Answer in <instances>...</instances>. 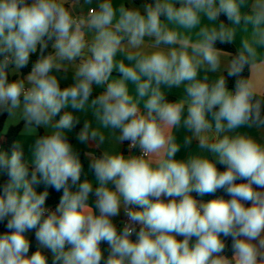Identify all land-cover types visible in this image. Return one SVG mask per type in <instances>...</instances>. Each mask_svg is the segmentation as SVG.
<instances>
[{"label":"clouds","instance_id":"obj_1","mask_svg":"<svg viewBox=\"0 0 264 264\" xmlns=\"http://www.w3.org/2000/svg\"><path fill=\"white\" fill-rule=\"evenodd\" d=\"M65 3L0 0V114L20 134L44 130L30 160L18 140L0 147V264H264V0H153L143 11L97 0L86 17ZM241 25L248 35L224 69L234 88L224 75L200 78L220 71L216 45L233 44ZM195 29L193 41L184 33ZM79 57L62 88L54 73ZM94 86L104 91L93 98ZM162 86L187 98L170 102ZM90 100L100 128L139 154L86 153L94 179L82 180L67 133ZM180 127L185 145L198 141L186 159ZM100 128L85 121L76 139L98 148ZM49 189L61 193L54 209Z\"/></svg>","mask_w":264,"mask_h":264},{"label":"crops","instance_id":"obj_2","mask_svg":"<svg viewBox=\"0 0 264 264\" xmlns=\"http://www.w3.org/2000/svg\"><path fill=\"white\" fill-rule=\"evenodd\" d=\"M96 3H97V0H93V3L91 5L86 4L85 0H66L65 7L70 8L73 11V13L76 15L86 17L89 13V9L91 7H95ZM113 4H114V6H117V7L120 4H124L127 7L129 6L131 8H140L141 11H143V6H144L143 4L136 3L134 0H113ZM244 10L246 11V9H244ZM203 23H208V22L203 21ZM217 23H219V21ZM225 23L227 24L228 22H225ZM181 31H183V30H181ZM196 31H198V29L192 30L191 32H185L184 34L190 36V38L193 41H195L197 39ZM247 35H248V33L244 30L243 25L237 27V34H236L235 42L233 43L237 50L240 47L241 40L243 38H245ZM91 38H92V33L88 32L86 35V39L90 41ZM144 50L145 51H151L152 50L151 49V41L148 38H146V45H145ZM221 52H222V57H221L222 65H221L220 71L216 72V73H205L203 70H201L199 73L200 78H202L205 74H207L209 76V80L212 81V80H215L216 78H218L219 75H223V73L226 72L224 69L226 68L227 63H228V61L231 60V58H230V54L228 52L223 51V50H221ZM82 59H83V57L77 58V60L74 62V64L65 62L67 70L66 71L62 70L58 73H54L55 75L58 76V78H60V84L63 87L71 85L75 66L78 65ZM116 59L118 61L124 59V54L118 53L116 56ZM124 62H125V64L128 63V61L126 59L124 60ZM19 73H20V70H16V69L12 68L10 73H9V77L10 78L16 77L19 75ZM24 77L22 79H24ZM113 78H119V73L115 70L113 71L112 76L110 77V80ZM127 83H128V88H129L130 94L133 95L134 98H136L135 86L131 82H127ZM162 90L165 91L166 99L170 102H177L181 99L187 98V94L185 93L183 86H181L180 88H171V89H168V88H165L164 86H162ZM103 91H104L103 86H94L93 98L96 95L101 94ZM143 103H144V101L141 100L140 105H139L141 111H144ZM68 111H72V110L68 109ZM93 112H94V109L91 107V100L89 101V104H88V106H86L85 110H83L81 112H73V115L76 116L80 120L79 129L77 130L74 128L72 131L67 133V135L69 136L70 143H72L74 149L80 154L81 162L84 166V173H82V177H81L82 180L85 178V175L90 180L94 179L92 177L91 173L88 171L87 165H88L90 158L88 156H86V153L91 152L97 157H100L104 152H109L110 154L122 153L125 156L132 154V153L137 154V150L132 151V153H130L128 151L127 146H126V142L123 144L116 142L115 135H117V133L112 132V130H110V129L100 128V125L96 121V119L93 115ZM85 121H89L93 128H100V130L105 135V142L102 145H100V147L97 148L94 144H91V143L81 144L76 139V133L79 132L80 128H82L83 123ZM15 126H19V132H18L17 136L15 137V141L18 140L22 143V145L25 148V156L28 160H30L31 154H30L29 149L34 144V141L37 138V136L44 134V130L43 129L37 130V132L33 135L20 134L22 125H14V124L10 123L8 120V117L6 116L3 129L0 131V144L4 145L5 135H6L7 131L10 128L15 127ZM240 131H247L249 134H251L253 136H257L256 131L253 129H241ZM173 134L176 136L177 141L181 144V149L177 153L178 159H186L190 154H196L199 151V149L197 148L198 141L193 140L191 145H185L184 144V138L187 135H189L184 128L180 127V128L174 129ZM3 150L7 151L4 146H3ZM208 155L211 156L210 153ZM37 190L42 191L43 189L38 188ZM193 195H195V194H193ZM197 199H201L205 202L208 201L205 196L204 197H197ZM93 200H94V197H90V203ZM121 218H122V214H121V217L116 218L115 222L118 225H119V221L121 220Z\"/></svg>","mask_w":264,"mask_h":264},{"label":"trees","instance_id":"obj_3","mask_svg":"<svg viewBox=\"0 0 264 264\" xmlns=\"http://www.w3.org/2000/svg\"><path fill=\"white\" fill-rule=\"evenodd\" d=\"M134 1L136 3H138V4H143V5H146V4H149V3L153 2V0H134ZM216 47L218 49H220V50L228 52L230 54V58H232L237 52V49L234 46V44H220V43H217ZM51 51H52L51 46H49V48L45 51V55H47ZM38 55H39V52H37V54H33L32 56H30V62H29L28 67H26L23 70H20V73H19L18 76L12 77V78L9 77V81H12L14 79H22L27 74V72L30 71L32 64L35 63V61L37 60ZM223 75L227 79V86L229 87V89H233L234 88L235 78L227 77V73L226 72H224ZM244 75L247 76V69L245 70ZM61 87L63 88L62 85H61ZM61 114H63V112ZM6 116H7V114H0V131L3 129ZM75 129L78 130L79 129V125H77ZM18 132H19V126H15V127L10 128L7 131L6 135H5V140H4V145L3 146L5 147V149L9 153L11 151V145H12L13 141H15V137L17 136ZM217 167H218L219 170H221V171L223 170L222 166L217 165ZM49 193L50 194H49V198L46 201V206L54 209L56 204L58 203L59 196L61 195V193H56L55 191H53L51 189H49ZM220 195H223V193L218 191L214 195H206L205 197H206L207 200H210V199H214V198H216V197H218ZM225 198L227 199L228 197H225ZM3 231H4L3 225H0V232H3Z\"/></svg>","mask_w":264,"mask_h":264},{"label":"built area","instance_id":"obj_4","mask_svg":"<svg viewBox=\"0 0 264 264\" xmlns=\"http://www.w3.org/2000/svg\"><path fill=\"white\" fill-rule=\"evenodd\" d=\"M126 146H127V149H128V145H127V142H126ZM0 147H2L3 148V145L2 144H0ZM136 149H133L132 151H135ZM137 154H139V152H138V150H137ZM121 219H123V214H122V218Z\"/></svg>","mask_w":264,"mask_h":264},{"label":"water","instance_id":"obj_5","mask_svg":"<svg viewBox=\"0 0 264 264\" xmlns=\"http://www.w3.org/2000/svg\"><path fill=\"white\" fill-rule=\"evenodd\" d=\"M221 20H223L224 22H227L226 18H224L223 16H221Z\"/></svg>","mask_w":264,"mask_h":264}]
</instances>
